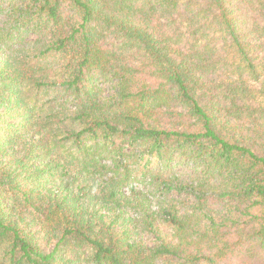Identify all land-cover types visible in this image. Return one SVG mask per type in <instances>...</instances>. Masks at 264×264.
Instances as JSON below:
<instances>
[{
	"label": "trees",
	"instance_id": "trees-1",
	"mask_svg": "<svg viewBox=\"0 0 264 264\" xmlns=\"http://www.w3.org/2000/svg\"><path fill=\"white\" fill-rule=\"evenodd\" d=\"M0 264H264V0H0Z\"/></svg>",
	"mask_w": 264,
	"mask_h": 264
},
{
	"label": "rangeland",
	"instance_id": "rangeland-1",
	"mask_svg": "<svg viewBox=\"0 0 264 264\" xmlns=\"http://www.w3.org/2000/svg\"><path fill=\"white\" fill-rule=\"evenodd\" d=\"M145 149V148H144ZM125 156L121 159V162L123 164V166H125V168L127 169L128 175H129V182L130 184H132V186L134 188H137L140 191H143V193L148 194V199H149V210L151 213L153 212H158V207L161 205V196L159 195V193H156L154 188V185L152 184L151 181V175L156 174V173H163L166 172V166H167V161L166 159L169 157V152L168 151H164L162 153L163 158L162 159H150L151 164L150 166L146 169L145 172L142 171V166L144 162H140L139 160H137L136 158H133L131 156V150L126 149L125 151ZM100 156L102 158V166H105L107 168H110V172L108 173L107 177H113L114 180H118L121 179V172L119 169V173L117 174L116 172L112 171V169L114 170L113 167V163H114V155L112 153H110V151H103L100 153ZM178 160V159H177ZM195 166L193 163L185 161V163L181 162L179 160V162L174 163L172 165V172H170L171 174H173V176L175 178H177L180 182H186V183H190L191 180L194 178L195 173L198 174V172L200 171H196L195 170ZM106 175L102 173V182H106ZM205 177V176H203ZM123 192H125V194H128L127 190H124ZM83 201L86 202L87 205H89V207L91 208V205L89 203L88 200L83 199ZM178 202V201H177ZM125 211L123 212V216L122 218L124 219H128V220H136L139 219L141 220V213L138 212L137 210H135L134 207H127L124 209ZM117 214V213H116ZM113 214L112 213L109 215L111 218H113V216L115 215L116 217H118V215ZM152 219L155 220V222L159 221L158 217H154L152 216ZM119 224H121L122 226H124L125 228H128V225L126 224V222H123L122 219L120 218L118 221H116L115 226H118ZM137 241L143 243V244H149L150 246H152V240L149 239V237L146 236V234L144 233H140L137 237H136Z\"/></svg>",
	"mask_w": 264,
	"mask_h": 264
}]
</instances>
